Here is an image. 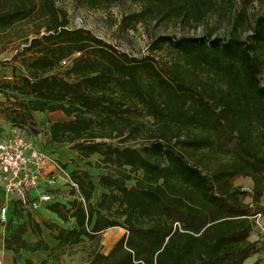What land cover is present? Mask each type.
I'll list each match as a JSON object with an SVG mask.
<instances>
[{"label":"trees","instance_id":"obj_1","mask_svg":"<svg viewBox=\"0 0 264 264\" xmlns=\"http://www.w3.org/2000/svg\"><path fill=\"white\" fill-rule=\"evenodd\" d=\"M59 1L0 0V36L23 41L13 56L22 66L18 82L7 86L23 98L8 96L6 109L37 133L32 111L62 112L67 119L52 123L48 143L69 144L85 160L99 155L110 172L96 182L86 169L70 170L79 194L72 188V199L48 204L58 220L43 222L57 247L50 248L29 212L41 238L28 242L21 223L5 247L53 256L124 227L110 253L97 252L85 264H246L260 251L251 236L264 215V13L251 19L241 8L224 38L158 35L139 58L72 28ZM123 1L75 0L91 8ZM129 1L141 10L124 15L127 28L201 24L220 3ZM239 178L252 187L237 185ZM22 205L16 203L19 217Z\"/></svg>","mask_w":264,"mask_h":264},{"label":"rangeland","instance_id":"obj_2","mask_svg":"<svg viewBox=\"0 0 264 264\" xmlns=\"http://www.w3.org/2000/svg\"><path fill=\"white\" fill-rule=\"evenodd\" d=\"M59 6L64 7L69 12L70 26L72 28H85L92 31L96 36L103 40L113 44L119 50L131 54L133 56L142 58L149 52V45L158 35H202L212 34L214 36H220L222 38L229 36V26L233 23L235 15L238 11L245 7L248 11V16L253 19L255 16L264 13V0H253L249 3H245L244 0H220L218 6L208 15V17L201 23H185L182 24L177 20H170L167 22H140L136 24L135 28H127L122 23L125 14L141 10V4L135 3L129 0L113 4L107 8H91L88 6H81L75 2V0H60ZM81 19V20H80ZM8 37L0 36V50L1 54L7 52L11 54L10 60L0 61V73L2 75H13L10 79H3L0 82V87L5 89L6 94H10L12 102L15 98H23L13 88L7 87L8 84L18 82L16 77L21 73L22 66L20 60L16 61L13 56L16 54L17 49L22 46L23 41L19 39H13V42H8ZM15 51V53H14ZM1 56V55H0ZM158 56V54H157ZM262 81L264 83V71L262 75ZM14 92V93H13ZM17 94V95H16ZM14 96V97H13ZM59 117H49L45 119H39L37 133L34 126L25 117L24 120L16 123L18 130L24 131L31 135L39 145L40 142L46 144V132L50 130L53 120L63 121L67 117L62 113ZM56 146L55 156L65 164L70 171H74L78 168L86 169L92 176V178L98 182L101 174L110 172V169L105 167L98 160L99 155H93L90 159H82L79 152L73 149L69 144L53 145ZM236 184L244 189H250L252 187V181L249 178H239L236 180ZM71 187L65 185L62 189L54 191L56 198L64 197V200L72 199ZM97 200V196L93 201ZM248 201L250 199H247ZM264 204V197L262 198ZM21 208V207H20ZM28 210L19 209L18 213L27 214ZM32 215H37V211H29ZM17 218L19 216L17 215ZM9 222L6 227L11 228L15 223ZM127 234V229L124 227L109 228L99 234L94 240L85 238L80 244L65 248L63 252H55L53 256L50 254L47 258V264H85L90 261L97 252L105 254L110 253L116 242L124 235ZM251 240L258 243L260 248L259 253L247 260L246 264H264V215L257 218L255 230L251 236ZM30 252L27 253L30 256ZM41 256L38 254H32L33 264L34 261L38 262ZM27 264V261L24 262ZM37 264V263H36Z\"/></svg>","mask_w":264,"mask_h":264},{"label":"built area","instance_id":"obj_3","mask_svg":"<svg viewBox=\"0 0 264 264\" xmlns=\"http://www.w3.org/2000/svg\"><path fill=\"white\" fill-rule=\"evenodd\" d=\"M70 61L65 59L62 65L67 66ZM34 139L21 130L0 137V186L8 199L0 210L3 224L10 220L12 196H16L23 206L36 211L43 203L54 202V191L65 185L75 188L79 194L78 184L71 178L68 168L53 153L40 148ZM31 190L37 191L34 199L30 197ZM260 216L258 214L257 218Z\"/></svg>","mask_w":264,"mask_h":264},{"label":"crops","instance_id":"obj_4","mask_svg":"<svg viewBox=\"0 0 264 264\" xmlns=\"http://www.w3.org/2000/svg\"><path fill=\"white\" fill-rule=\"evenodd\" d=\"M15 53V51H14ZM0 61L1 60H10L11 58V54L9 55L7 52H4L2 54H0ZM11 76L13 75H2V73H0V82L3 79H10ZM8 96H10V94H6L5 90L2 89V87H0V100L3 102L2 106L0 107V137L5 136L7 134L12 133L15 130H18V127L16 126V121H14V119L12 118L15 115H12L10 113V111L8 109H6L8 107L10 103V101H7ZM11 100L12 97H9ZM60 111H54V112H41V111H32V114L34 116V118L37 120V123H39V119H45L47 117H49V115L51 117H55V115L57 117H59L61 114H59ZM58 120H53V122H56ZM52 122V123H53ZM38 128L41 129V126H39ZM46 144H43V142L39 143V147L47 150L51 153H53L54 155L56 154V146H53L52 144L48 143L47 138H46ZM37 196V191L36 190H31L30 192V197L32 199H34ZM7 194L5 192V190L0 186V210L3 207L4 204H6L7 201ZM18 198L16 196H12L11 200L9 202V206H10V220L9 222H13L15 223V225H12L11 228H7L6 224H3L0 221V262H3V264H24V262L27 261V259L32 258V254H38L41 256V259L36 262L34 261V263L36 264H40L42 261L46 260L48 258V255L50 254V250H41V251H36V252H31V251H26V250H22L19 253H15L13 250L7 249L5 247V240L6 238L9 237V235L11 234V232L13 231L14 228H16L19 224L21 223H25L27 225V230L25 231V233L23 234V238L26 239L28 242H36L37 240H39L41 237L39 235H37L36 233L33 232L29 218L27 216V214H24L23 217H19L17 218V215L15 214V210H16V203L18 202ZM55 201H66L64 200V197H60V198H56ZM50 204V203H49ZM48 204L43 203L40 207L39 210L37 211V215H32L33 218L35 220H37L38 222H40L43 225L44 221H55L58 220V217L56 215V213L50 211L48 209ZM24 209V210H28L27 212L31 211L33 212L34 210H32L29 206H18L17 209ZM12 223V224H13ZM70 225L74 224V220L70 221L69 223ZM66 226V225H65ZM119 228V227H117ZM43 235L42 237L48 242L50 248H54L57 247L58 245V241L54 238L53 234L54 232L46 227H44L43 225ZM81 243V242H80ZM78 243V244H80ZM78 244H74V245H69L66 248H70L73 246H76ZM30 252V256L27 255V253ZM16 259V260H15Z\"/></svg>","mask_w":264,"mask_h":264}]
</instances>
